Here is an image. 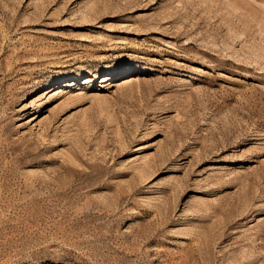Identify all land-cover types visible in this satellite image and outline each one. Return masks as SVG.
Returning <instances> with one entry per match:
<instances>
[{"label": "rangeland", "instance_id": "obj_1", "mask_svg": "<svg viewBox=\"0 0 264 264\" xmlns=\"http://www.w3.org/2000/svg\"><path fill=\"white\" fill-rule=\"evenodd\" d=\"M0 264H264V0H0Z\"/></svg>", "mask_w": 264, "mask_h": 264}, {"label": "bare ground", "instance_id": "obj_2", "mask_svg": "<svg viewBox=\"0 0 264 264\" xmlns=\"http://www.w3.org/2000/svg\"><path fill=\"white\" fill-rule=\"evenodd\" d=\"M26 123H27V121H26Z\"/></svg>", "mask_w": 264, "mask_h": 264}]
</instances>
